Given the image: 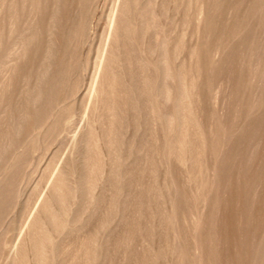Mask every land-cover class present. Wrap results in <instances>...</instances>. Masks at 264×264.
Masks as SVG:
<instances>
[{"label":"rangeland","instance_id":"374dc122","mask_svg":"<svg viewBox=\"0 0 264 264\" xmlns=\"http://www.w3.org/2000/svg\"><path fill=\"white\" fill-rule=\"evenodd\" d=\"M116 1L0 0V264H264V0H123L94 84Z\"/></svg>","mask_w":264,"mask_h":264},{"label":"bare ground","instance_id":"6f19581e","mask_svg":"<svg viewBox=\"0 0 264 264\" xmlns=\"http://www.w3.org/2000/svg\"><path fill=\"white\" fill-rule=\"evenodd\" d=\"M117 3H116V9L118 8V10H114L113 12H112V14H111V18H110V25H109V30H108V35H107V38H106V42H105V46L103 47L104 49H103V53H102V55H101V58H100V60H99V65H98V70H97V73H96V76H95V78H94V84H96V82H97V80H98V78H99V73H100V71H101V69H102V67H103V63H105L104 61H105V54H106V51L108 50L109 51V49H107V45H108V43H109V41H111V40H109L110 38H112L111 37V35L113 34L112 33V31H113V29L114 28H116V25H118V23L120 22V17H119V11H120V9L122 8L121 6L122 5H124L123 4V0H117L116 1ZM121 7V8H120ZM123 9V8H122ZM122 16V15H121ZM114 31H117V30H114ZM113 36V35H112ZM115 38V37H114ZM113 39V38H112ZM109 46V45H108ZM107 49V50H106ZM105 65V64H104ZM105 69V68H104ZM103 73V72H102ZM101 73V74H102ZM94 86L95 85H93V87H92V91L95 93L96 92V88H94ZM47 206V205H46ZM31 224H33V220H32V223Z\"/></svg>","mask_w":264,"mask_h":264}]
</instances>
